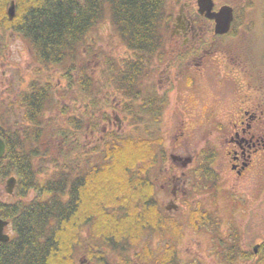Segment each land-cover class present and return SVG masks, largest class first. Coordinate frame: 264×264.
Segmentation results:
<instances>
[{
  "label": "trees",
  "instance_id": "obj_1",
  "mask_svg": "<svg viewBox=\"0 0 264 264\" xmlns=\"http://www.w3.org/2000/svg\"><path fill=\"white\" fill-rule=\"evenodd\" d=\"M180 1L15 0L16 13L10 18L11 0H0V37L9 29L15 31L27 41L40 66H63L57 82L54 75L37 76L19 92L22 113L14 123L0 105V136L6 142L0 181L13 174L17 177L10 195L14 199H0V215L14 230L8 241L0 242V264H83L82 260L185 264L175 250L158 252L160 247L169 249L164 243L153 249L150 239L144 251H133L147 232L172 234L154 197V177L164 162L157 152H165L162 119L167 102L157 107L160 94L155 85L142 89L152 80L150 64L156 57L162 61L167 5ZM102 20L111 22L132 52L121 59L119 73L112 71L109 79L122 90V109L131 115L129 130L136 136L119 128L103 132V103L96 95L89 100L93 91L86 99V91L91 90L87 82L93 86L94 80L90 62L82 57L99 52L87 35ZM74 72L79 74L77 79ZM74 88V101L78 96L82 99L78 103L84 101V116L69 114L64 102ZM135 93L142 102L135 101ZM92 108H100L99 113ZM90 131L102 133L98 144L84 139ZM247 237L245 228V242ZM102 246L109 252L101 251ZM255 256L245 248V259L253 261ZM262 260L264 250L254 264Z\"/></svg>",
  "mask_w": 264,
  "mask_h": 264
},
{
  "label": "flooded vegetation",
  "instance_id": "obj_2",
  "mask_svg": "<svg viewBox=\"0 0 264 264\" xmlns=\"http://www.w3.org/2000/svg\"><path fill=\"white\" fill-rule=\"evenodd\" d=\"M224 4L233 8L224 33L197 0L169 4L162 61L156 57L157 107L167 102L162 125L171 123L175 134L160 187L170 188L166 210L180 211L167 218L169 249L179 254L190 232L201 252L187 263L179 255L185 264H245V248L264 250V240L245 242V181L264 174V0H215L214 10Z\"/></svg>",
  "mask_w": 264,
  "mask_h": 264
},
{
  "label": "rangeland",
  "instance_id": "obj_3",
  "mask_svg": "<svg viewBox=\"0 0 264 264\" xmlns=\"http://www.w3.org/2000/svg\"><path fill=\"white\" fill-rule=\"evenodd\" d=\"M87 40L89 43L94 44L95 48H97L99 52L97 53L95 51L94 52L92 51L91 54L90 52L89 54L87 53L85 55V58L82 57V59H86L88 62H90V65L92 67L91 76L93 77L94 80L93 86L89 85V83L87 82L88 87L91 90L86 91L87 93L86 99H88V93L90 91L91 92L93 91L89 100L91 99L92 96L96 95L98 101L104 104V105L103 104L100 105L101 107L104 106L101 109L104 115H102L100 118L102 121L101 125L103 127V132L106 131L107 128L110 131L119 128L118 130L120 132H123L124 134L126 133V134L135 135L134 130H129L132 127L131 115H129L125 110L122 109V104L124 103L122 94L120 93L122 92V90L119 89L116 86V84L113 83V81L112 82L110 81L115 71H116L115 73L117 72L119 73L121 66L120 65L121 59L126 56H129V54L132 53L131 50L122 42L119 35L116 34L115 29L109 20H105V21L102 20L96 26V28H94L89 32V34L87 35ZM97 56L99 57V61L96 64ZM100 61L102 63H100ZM81 63L82 60L79 61V65ZM114 65L116 66L114 67ZM153 66L155 67L152 68L153 69L152 78H151L152 80L149 79V81L151 80V82L148 83L149 85L146 87V90L145 88L142 89L143 91H148L150 88H152V85L159 84L162 81V77L158 75L161 69L159 66L162 67V63L159 64V62H154ZM59 69L63 70V66L53 65L50 68H46L45 66L44 67L40 66L37 60L34 59L33 52L29 44L20 34L10 29L3 32L0 37V105L2 109L5 108L4 112L7 115L8 120L14 123L17 116L20 117L22 113L20 104L17 100L18 99L17 95L19 94V92H21L24 89H27L30 81L34 78H37V76L40 77L42 76L43 78H46L47 74L48 76L54 75L52 77L53 82L54 81L57 82V78L60 76ZM74 75H77L75 77L76 79L79 77L78 76L79 74L77 73H75ZM109 75H110V79H109ZM64 82L65 80L63 79L62 80L63 84L61 86V88L63 89L66 88L63 87ZM73 90H74L73 92L67 93L66 98L64 100V102L68 103L67 106L69 108V114L73 112L78 114V116H82V115L84 116L86 115L84 113L86 109L84 105V101L83 103H78L79 100H82L78 96V100L75 102L73 99V95L77 89L74 88ZM92 109L97 111L95 113H99L100 108H92ZM106 117L107 120H104V118ZM163 129H164L165 154L164 152L163 153L157 152V155H160L161 158L163 159L164 162H161L160 167L163 170H165L164 168L170 167L172 165V162L169 163L170 158L168 157V153H166V151L171 150V148L168 146L170 141L175 138L174 136L175 134L173 131V127L171 126V123L168 124L164 123ZM100 137L103 138L101 132L90 131V133L87 132L86 135H84V139L88 138L89 140L92 141L93 144L94 143L98 144L99 142L98 138ZM84 139L82 138L83 141H85ZM191 141H192L191 149L195 150L196 149L195 147L198 146V141H196V138L191 139ZM161 168L160 169L157 168L158 175L156 176H158V185H156L157 188L155 190V196H154L158 208L162 210L163 215L166 218L180 217V211L170 212L165 208V205L167 204L170 188L168 187V185H166V189L160 188L162 183L166 181V178L163 177L164 176L162 174L163 170H161ZM8 177L9 176H7L4 181L2 182L0 181V199L3 201H9L10 199H14V197H10L11 194L8 193L6 189V179ZM245 184L249 185V190L245 191L246 192L245 205L248 207V209L245 208V213H246L245 227L248 230V237L246 239V243L249 244L250 246H253V244L259 241L260 238L264 237V193L259 194L258 192L260 188L261 189L264 188V174L258 178H255L253 181H249V182L245 181ZM157 226H155V228H157ZM153 230H151V232ZM177 231L178 228H176L175 226L173 233L177 234ZM5 232L10 234V236L14 235V230L11 223H9V225L6 226ZM150 234L148 232L145 233L142 236V239L139 241V243L137 245H134L133 251H135V253L137 251L139 252L144 251L143 248L145 245L146 246L148 245L149 239H150L149 244L153 247V249L156 248L158 249L159 245L160 244L163 245V243L167 247L168 245L169 247L171 246L169 242L170 241L169 236L167 237L165 234L161 236L159 235L160 232H156V231L155 232L153 231V234L151 235ZM191 236L192 235H190L189 232V235H187V237H182L180 239L181 240L180 253L177 254L178 256L180 255L186 263L189 262L190 260H193L194 259L193 257L194 256L196 257L198 253H201L198 250V246L193 243V240L191 241V239H189ZM174 239L175 241L178 240V238H174ZM0 242H5V241H0ZM100 250L105 252L106 254L109 252L110 249L106 246L104 247L102 246L100 247ZM161 251H166V254L172 253L170 249L166 250L164 247L159 248L158 252ZM167 257H169V255ZM256 258H258V256H255L253 261L252 260L245 261V264H254ZM205 263L208 264L207 261H205ZM86 264H94V263L92 261L90 263L87 262ZM141 264H161V263L155 261L154 263L144 262ZM171 264H176V262L173 261ZM259 264H264V260H262Z\"/></svg>",
  "mask_w": 264,
  "mask_h": 264
},
{
  "label": "water",
  "instance_id": "obj_4",
  "mask_svg": "<svg viewBox=\"0 0 264 264\" xmlns=\"http://www.w3.org/2000/svg\"><path fill=\"white\" fill-rule=\"evenodd\" d=\"M199 10L204 13L209 18H214L216 21V31L219 33H224L229 30L231 22L233 20V8L228 4H224L219 10H214L215 0H197ZM16 13L15 0H11L10 6L8 8V14L10 18H13ZM6 152V142L0 136V160ZM16 185V177L10 176L7 179L6 189L9 193L14 192ZM9 224V220L5 219L0 215V241H7L10 235L5 232V227ZM258 244L255 245V252L258 251Z\"/></svg>",
  "mask_w": 264,
  "mask_h": 264
}]
</instances>
